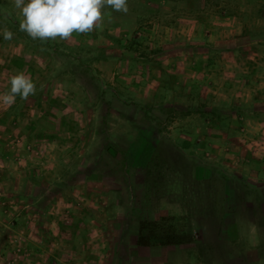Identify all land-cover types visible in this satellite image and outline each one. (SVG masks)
<instances>
[{
    "label": "rangeland",
    "instance_id": "obj_1",
    "mask_svg": "<svg viewBox=\"0 0 264 264\" xmlns=\"http://www.w3.org/2000/svg\"><path fill=\"white\" fill-rule=\"evenodd\" d=\"M127 7L42 42L0 0V95L36 85L0 102V264H264V0Z\"/></svg>",
    "mask_w": 264,
    "mask_h": 264
},
{
    "label": "clouds",
    "instance_id": "obj_2",
    "mask_svg": "<svg viewBox=\"0 0 264 264\" xmlns=\"http://www.w3.org/2000/svg\"><path fill=\"white\" fill-rule=\"evenodd\" d=\"M23 19L19 30L32 39L68 40L75 32L87 34L103 27L102 9L108 6L117 12H128L127 0H14ZM5 40H11L13 33L5 28ZM36 94V85L23 73L10 78V90L0 95V102L7 106L15 103L16 97L27 100Z\"/></svg>",
    "mask_w": 264,
    "mask_h": 264
},
{
    "label": "trees",
    "instance_id": "obj_3",
    "mask_svg": "<svg viewBox=\"0 0 264 264\" xmlns=\"http://www.w3.org/2000/svg\"><path fill=\"white\" fill-rule=\"evenodd\" d=\"M144 225H145V224H141V227H140L141 230L145 229V228H144ZM147 243H148V242H147L146 240H144V238H142V237H140V238L138 239V244H139V245H143V246H145V245H147Z\"/></svg>",
    "mask_w": 264,
    "mask_h": 264
},
{
    "label": "crops",
    "instance_id": "obj_4",
    "mask_svg": "<svg viewBox=\"0 0 264 264\" xmlns=\"http://www.w3.org/2000/svg\"><path fill=\"white\" fill-rule=\"evenodd\" d=\"M182 260H183V261H182L183 263H181V264H189V263H188V257L185 256V257H183ZM199 263H200V262H199ZM220 264H224V262H223V261H220Z\"/></svg>",
    "mask_w": 264,
    "mask_h": 264
}]
</instances>
